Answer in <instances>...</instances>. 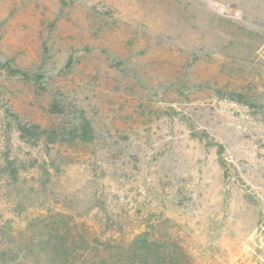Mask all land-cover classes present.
Masks as SVG:
<instances>
[{"label":"rangeland","instance_id":"rangeland-1","mask_svg":"<svg viewBox=\"0 0 264 264\" xmlns=\"http://www.w3.org/2000/svg\"><path fill=\"white\" fill-rule=\"evenodd\" d=\"M9 159L0 247L19 261L39 264L40 219L106 205L200 264H264V0H0Z\"/></svg>","mask_w":264,"mask_h":264},{"label":"trees","instance_id":"trees-1","mask_svg":"<svg viewBox=\"0 0 264 264\" xmlns=\"http://www.w3.org/2000/svg\"><path fill=\"white\" fill-rule=\"evenodd\" d=\"M15 161L9 159V163L0 168L2 181L7 178L19 180ZM107 209L106 205L104 209H98L107 217L95 223L72 218L66 213L40 219L41 231L36 236L40 248L36 254L39 264H89L91 261L94 264H200L197 256L174 233L166 231L165 236H159L154 233L157 224L152 225L153 221H150L146 230L130 236L129 223L108 215ZM10 251L0 247V264H30L27 254L24 261H19L20 252ZM215 256L222 257L215 253L209 255L211 258ZM98 257L99 262L96 261Z\"/></svg>","mask_w":264,"mask_h":264},{"label":"water","instance_id":"water-1","mask_svg":"<svg viewBox=\"0 0 264 264\" xmlns=\"http://www.w3.org/2000/svg\"><path fill=\"white\" fill-rule=\"evenodd\" d=\"M3 70L7 74H9L10 72H13V71L10 70V66L8 64L4 66Z\"/></svg>","mask_w":264,"mask_h":264}]
</instances>
